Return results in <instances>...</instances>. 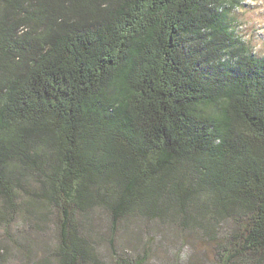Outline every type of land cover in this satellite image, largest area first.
Returning <instances> with one entry per match:
<instances>
[{"label":"trees","instance_id":"16d2710c","mask_svg":"<svg viewBox=\"0 0 264 264\" xmlns=\"http://www.w3.org/2000/svg\"><path fill=\"white\" fill-rule=\"evenodd\" d=\"M223 2L0 0V199L57 226L34 264H99L96 208L229 220L221 264H264V57L223 67Z\"/></svg>","mask_w":264,"mask_h":264},{"label":"rangeland","instance_id":"374dc122","mask_svg":"<svg viewBox=\"0 0 264 264\" xmlns=\"http://www.w3.org/2000/svg\"><path fill=\"white\" fill-rule=\"evenodd\" d=\"M223 6L232 40L220 61L223 67L233 64L241 48L264 57V0H241L236 5L224 0ZM34 184L31 180L29 190L19 191L20 204L30 198ZM44 210L48 212L39 206L31 216L24 212L14 216L0 199V264H34L55 258L56 221L51 210L44 217ZM83 222V230L90 232L98 250L99 264H116L118 257L140 264H221L227 240L223 235L231 227L229 220L218 221L217 233L212 234L174 214L163 219L130 215L112 223L101 208Z\"/></svg>","mask_w":264,"mask_h":264}]
</instances>
